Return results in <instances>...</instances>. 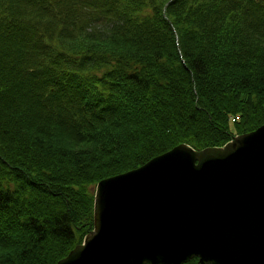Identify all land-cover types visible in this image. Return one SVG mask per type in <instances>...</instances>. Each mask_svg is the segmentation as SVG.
<instances>
[{"label": "trees", "instance_id": "1", "mask_svg": "<svg viewBox=\"0 0 264 264\" xmlns=\"http://www.w3.org/2000/svg\"><path fill=\"white\" fill-rule=\"evenodd\" d=\"M261 125L264 0H0V264L67 256L100 180Z\"/></svg>", "mask_w": 264, "mask_h": 264}, {"label": "water", "instance_id": "2", "mask_svg": "<svg viewBox=\"0 0 264 264\" xmlns=\"http://www.w3.org/2000/svg\"><path fill=\"white\" fill-rule=\"evenodd\" d=\"M264 264V125L181 143L95 187L93 229L56 264Z\"/></svg>", "mask_w": 264, "mask_h": 264}, {"label": "rangeland", "instance_id": "3", "mask_svg": "<svg viewBox=\"0 0 264 264\" xmlns=\"http://www.w3.org/2000/svg\"><path fill=\"white\" fill-rule=\"evenodd\" d=\"M229 142V141H228ZM96 187V186H95ZM93 191V195H95V188L92 190Z\"/></svg>", "mask_w": 264, "mask_h": 264}]
</instances>
